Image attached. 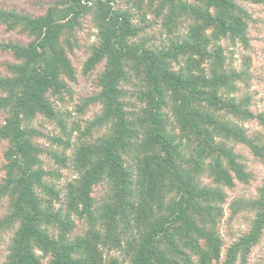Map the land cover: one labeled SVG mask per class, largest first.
<instances>
[{"label":"trees","instance_id":"16d2710c","mask_svg":"<svg viewBox=\"0 0 264 264\" xmlns=\"http://www.w3.org/2000/svg\"><path fill=\"white\" fill-rule=\"evenodd\" d=\"M150 1L157 2L168 33L178 29L166 48L140 40L142 27L131 11L115 7L116 0H56L37 16L0 6V25L31 37L27 43H0L15 58L7 64L8 74H0V111L7 113L0 139L9 142L0 183L8 212L0 231H15L4 264H46L48 256V264H213L221 259L225 242L218 221L225 187L251 176L228 140L246 143L264 159V145L238 122H264L250 109V97L239 95L248 70L228 65L221 40L248 46L251 16L240 2L264 0ZM88 14L99 41L84 71L102 62L105 68L99 92L85 99L86 105H101L85 135L105 131L76 148L79 176L68 183L58 208L60 190L48 180L55 171L43 165L47 151L36 143L42 133L32 123L39 115L64 123L54 98L62 99L70 90L68 81L76 78L68 53ZM185 21L188 30L181 33ZM130 85L136 87L137 103L127 99ZM49 153L66 163L64 155ZM204 176L211 183H203ZM103 182L109 185L108 197L97 202L94 188ZM244 201L255 218L250 230L228 246L223 264L245 263L264 233V184L256 198ZM74 214L88 223L76 236ZM108 248L125 257L108 256Z\"/></svg>","mask_w":264,"mask_h":264},{"label":"rangeland","instance_id":"374dc122","mask_svg":"<svg viewBox=\"0 0 264 264\" xmlns=\"http://www.w3.org/2000/svg\"><path fill=\"white\" fill-rule=\"evenodd\" d=\"M56 0H0V6L8 9L28 13L33 16L44 14L48 7ZM240 5L250 13L248 26L249 45L230 39L223 38L221 44L225 48L228 65L236 69H247L249 78L240 82L239 95H248L251 100L250 109L255 115L264 116V2L252 3L241 1ZM115 7L127 9L133 14V21L137 26L142 27L138 38L144 40L149 46L154 48H166L171 44V39L176 38L174 34H169L164 27V16L157 12V2L150 0H116ZM181 33L188 30V22L181 23L179 28ZM75 37L77 45L69 51V57L75 67L76 78L68 81L70 90L63 93V98H54V103L59 109L64 123L53 121L43 115H39L32 123V126L41 131L42 135L36 138V143L46 149L42 153L43 165L50 171H55L54 175L48 177L61 193V200L56 202L59 208L64 204L68 183L78 178L79 174L74 165L76 148L87 138L97 137L105 129H94L93 136L85 135L88 122L95 118L100 112L101 105L98 103L85 104V99L98 93L100 90L99 78L105 68V62L100 63L94 70L85 72V62L92 52V46L99 41V29L93 19L92 14H88L81 19V24L77 27ZM30 36L18 30L10 31L5 25H0V43L10 40L27 43ZM15 58L10 51L0 48V74H8L7 64L14 62ZM128 90L127 99L131 103H137L136 87L134 85L125 86ZM134 93V94H133ZM135 95V96H134ZM7 113L0 111V123L5 121ZM236 120L235 117H230ZM238 121V120H237ZM250 137H257L261 145H264V122L260 118H253L248 121H238ZM173 129L177 130L176 123H172ZM56 137L57 140H53ZM61 139V140H60ZM233 146L240 160L244 163L246 170L250 173L248 181H237L232 188L225 187L227 197L223 206V216L218 221L219 232L225 242L221 259L213 264H223L226 258V251L230 244L236 241L244 233L248 232L255 218V212L248 208L244 200L254 199L259 194V189L264 184V159L260 158L250 147L243 142L228 140ZM9 142L0 139V183L5 178L4 164L6 163L5 152ZM55 151L65 156L66 163L59 162L49 153ZM203 183H211V178L204 176ZM109 185L107 182L95 186L93 197L97 202H103L108 197ZM241 204L238 211L235 208ZM8 212V198L0 199V219ZM76 227L72 236L80 235L88 227L87 220L74 214ZM14 229L0 231V264H4L10 251V244ZM42 255L41 251H37ZM108 256L125 257L121 250L107 249ZM50 257L44 258L48 264ZM235 264H264V233L261 241L252 248L245 263L238 260Z\"/></svg>","mask_w":264,"mask_h":264}]
</instances>
